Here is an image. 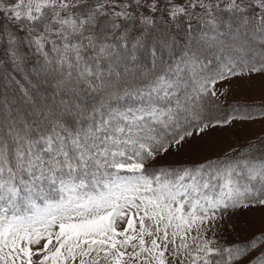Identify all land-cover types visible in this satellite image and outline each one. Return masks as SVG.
Returning a JSON list of instances; mask_svg holds the SVG:
<instances>
[{"label": "snow or ice", "instance_id": "obj_1", "mask_svg": "<svg viewBox=\"0 0 264 264\" xmlns=\"http://www.w3.org/2000/svg\"><path fill=\"white\" fill-rule=\"evenodd\" d=\"M241 35L264 0H0V264H264V227L222 243L264 209L255 144L158 163L264 118L214 111L264 77Z\"/></svg>", "mask_w": 264, "mask_h": 264}, {"label": "rangeland", "instance_id": "obj_2", "mask_svg": "<svg viewBox=\"0 0 264 264\" xmlns=\"http://www.w3.org/2000/svg\"><path fill=\"white\" fill-rule=\"evenodd\" d=\"M236 25L234 23L233 31ZM223 29V28H222ZM226 40L231 39V35L225 37ZM240 39L253 41L252 38L241 35ZM254 41L252 42V44ZM260 45V44H259ZM259 48V46L257 47ZM260 82V84L258 83ZM216 87L221 91H226L217 99L224 105L231 102L240 103H264V77H254L249 80L247 78H235L229 82L217 84ZM238 105V104H237ZM231 105L230 107H232ZM229 107V108H230ZM232 109V108H231ZM241 111L255 112L259 109H243ZM230 109H222L221 107H214L215 113L224 117L229 114ZM261 110V109H260ZM264 111V110H262ZM264 118H257L256 120L236 121L233 125L216 129L203 137L197 139L191 144L185 146L181 153L169 156L167 161H159L158 163H176V162H194L205 159L207 157L221 156L230 150L233 154L240 148L248 145H256V154L264 153ZM262 145V148H259ZM236 225L237 230L232 231V225ZM264 227V209H251L243 215H238L231 219L228 224V230L223 234L222 243L232 244L239 242H246L254 236H258Z\"/></svg>", "mask_w": 264, "mask_h": 264}, {"label": "trees", "instance_id": "obj_3", "mask_svg": "<svg viewBox=\"0 0 264 264\" xmlns=\"http://www.w3.org/2000/svg\"><path fill=\"white\" fill-rule=\"evenodd\" d=\"M233 26H234V24H233ZM252 42L253 41H249V45L251 47L257 48L259 46V48L264 49V44H260V45L259 44H255V43L252 44ZM248 55L251 56V53H248ZM231 105H233V106L230 107ZM214 107H221L224 110L225 109H230L229 113H231L233 111V109H235V108H243V109H246V110L247 109L251 110V109H257V108L259 109V107H260L261 110L259 109V110L255 111V112H252L254 115H258L262 110H264V103H258V104H256V103H248V104H245V103H240V102H231V103H229L227 105H224V103H221L220 101L215 100ZM248 146L240 148L236 152H239L240 150H246ZM259 148H262V145Z\"/></svg>", "mask_w": 264, "mask_h": 264}, {"label": "bare ground", "instance_id": "obj_4", "mask_svg": "<svg viewBox=\"0 0 264 264\" xmlns=\"http://www.w3.org/2000/svg\"><path fill=\"white\" fill-rule=\"evenodd\" d=\"M258 83L260 84V82L258 81Z\"/></svg>", "mask_w": 264, "mask_h": 264}]
</instances>
